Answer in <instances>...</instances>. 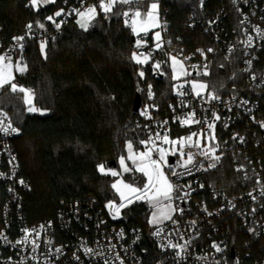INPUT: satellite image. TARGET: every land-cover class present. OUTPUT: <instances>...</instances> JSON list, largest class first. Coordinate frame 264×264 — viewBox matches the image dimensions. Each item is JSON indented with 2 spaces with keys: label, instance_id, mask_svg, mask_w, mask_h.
<instances>
[{
  "label": "built area",
  "instance_id": "2783aa9c",
  "mask_svg": "<svg viewBox=\"0 0 264 264\" xmlns=\"http://www.w3.org/2000/svg\"><path fill=\"white\" fill-rule=\"evenodd\" d=\"M178 1L161 0L160 4L168 6ZM77 3V6L72 5L69 10L79 8L80 1ZM94 3L97 2L86 0L85 7ZM168 11L161 9L159 12L162 49L153 51L150 62L170 64L167 54L174 55L183 61L186 70L191 73L184 80H205L209 75L197 76V73L208 71L210 74L214 59L224 56L231 58L239 67L243 84L236 85L231 94L215 93L219 99L208 98V93L214 92L209 87L206 94L196 96L187 83L181 90L185 95L181 96L174 85V100L166 108L155 104L141 105L135 125L144 134V139L148 138L149 132L154 134L160 131L163 134L164 129L169 131L173 139L202 130V137L193 138L194 141L199 139L200 149L190 150L198 152L215 148V155L220 156L216 167L224 157H229L240 183L232 193L220 189L206 192L205 182L201 178L209 161L197 155L196 160L203 161L204 168H193L190 175L171 178L181 186L180 195L188 193L182 200H173L176 209L173 220L177 223L173 224L169 220L152 227L148 239L140 227L119 225L105 209L89 203L83 207L78 202L61 204L55 219L31 221L24 200L31 185L23 175L14 143L19 130L15 133L9 130V134L0 131V232L11 241L6 243L0 238V264H103L105 258L108 264H120V260H123V264H214L215 261L220 264H236L237 261L239 264H264V195H261L264 192V127L261 126L264 124V116L261 113L260 98L256 96V92L264 89V39L255 30L257 27L264 30V0H236L235 4L232 0H195L188 15L187 30L202 29L209 43L192 49L185 44L184 33L171 31ZM245 17L247 21L241 24ZM248 36L253 37L251 46L242 43ZM137 38L135 36V41ZM146 39V45L140 49L135 47L134 41L133 51L147 53L154 49L156 42L153 34ZM19 43L24 45L22 49L13 39L11 46L2 54L10 55L13 63L17 62L18 55L25 50L26 38ZM209 48L213 51L208 52ZM198 49L203 50L204 55ZM248 61H251L250 65ZM192 65L197 67L193 68ZM204 65H207V69ZM15 74L13 82L31 89L33 93L31 87L24 85L21 74ZM145 109L147 115H142ZM193 111L195 119L201 123L181 126L176 118H184ZM0 113L6 114L0 116V128L8 127L11 123V127L17 129L9 113ZM213 113L219 119H215ZM164 121L168 123L162 129L160 125ZM208 123H213L214 129L209 130ZM177 130L185 132L176 134ZM210 136L215 139H210ZM163 147L168 148L169 145ZM187 151L189 149L186 147ZM174 158L177 160L179 157ZM180 209L184 211L181 213ZM193 221L195 224H192ZM157 227L163 230L160 236L152 234ZM24 229L30 230L28 243L13 246L15 241L25 235ZM32 229L36 232H32ZM121 230L123 238L118 235ZM33 240L39 245L34 252ZM169 241L173 244L191 241L186 252L182 253L183 259L177 256L180 249L162 247ZM213 243L223 251L216 252L211 247ZM112 245L115 247L109 251ZM57 248L61 249L60 253H56ZM85 248L103 255L86 253ZM117 254L120 259H115Z\"/></svg>",
  "mask_w": 264,
  "mask_h": 264
},
{
  "label": "trees",
  "instance_id": "16d2710c",
  "mask_svg": "<svg viewBox=\"0 0 264 264\" xmlns=\"http://www.w3.org/2000/svg\"><path fill=\"white\" fill-rule=\"evenodd\" d=\"M77 1L80 0H56L37 11L29 6V0H0V55L11 46L14 37L26 38L25 50L17 61L26 63L28 70L20 78L33 89L36 107L44 111L30 113L21 99L22 93H11L8 86L0 89V111L9 113L19 130L14 143L23 175L31 185L24 195L31 221L55 219L61 204L78 202L83 207L89 203L105 209L107 202L117 199L111 187L115 177L100 173L97 165L103 163L109 168L115 161L118 168V159L126 155L128 141L136 150L143 149L139 141L144 134L135 125L137 113L133 111L138 96L142 106L166 108L174 100L170 64L153 71L152 62L142 65L131 60L134 34L119 15L110 14L105 19L100 13L87 31L81 29L77 17L67 15ZM194 4L195 0L160 4V10H169L171 31L184 33L189 49L209 43L202 29L187 30ZM61 8L65 14L55 19L64 23L57 33L46 17ZM126 9L118 4L113 12ZM38 21L44 23L43 29L37 26ZM29 23L33 25L30 32L26 28ZM41 42L45 43L44 53ZM141 70L143 77L138 75ZM205 80L216 94H231L236 85L243 84V75L231 58L219 56ZM149 85L152 98L148 97ZM256 96L264 116V89ZM182 132L185 131L177 130L176 134ZM133 176L140 174L123 175L128 181ZM201 180L206 192L220 189L232 193L240 183L227 156L218 167L203 173ZM122 213L123 218L117 223L127 228L140 227L148 239L152 231L148 206L138 201Z\"/></svg>",
  "mask_w": 264,
  "mask_h": 264
},
{
  "label": "snow or ice",
  "instance_id": "6c2138e0",
  "mask_svg": "<svg viewBox=\"0 0 264 264\" xmlns=\"http://www.w3.org/2000/svg\"><path fill=\"white\" fill-rule=\"evenodd\" d=\"M56 0H29V6L39 10L40 7L48 4H54ZM67 0H65V3ZM86 0H80L79 8H72L69 10L68 15L75 14L78 19L76 23L79 27L85 31L88 30L90 26H92V22L96 20V18L103 13L105 19L110 17V14H116L124 18V23L127 27H129L133 34H135L138 38L135 41V47L140 49L144 47L147 43L148 34L155 28L160 26L158 8L159 4L156 0H97V3L85 7ZM233 4L236 3V0H232ZM127 6L126 10H121L119 12L114 13L113 10L116 5ZM147 5V7H145ZM99 9V12L97 11ZM65 14V10L63 8L59 9L54 13V15L47 16L46 20L50 21L55 25L57 29L61 27L64 21L57 22L56 17H60ZM247 21V17L241 21V24ZM37 26L40 29L45 27L44 23L37 22ZM33 25L29 23L26 25V28L31 31ZM255 27V26H253ZM257 35L264 39V30L260 28H255ZM143 34V35H141ZM154 40L156 41L155 47L152 50H149L147 53L145 52H137L133 51L130 59L135 61L137 64H147L149 60L152 58L153 51L162 49L161 41V33L156 31L153 33ZM14 40L18 42L19 47L22 49L24 45L19 43L25 39L24 36L14 37ZM253 41L252 36H248L246 41H242L245 46H251ZM169 43H171L169 41ZM41 52L44 53L45 43L41 42L40 44ZM201 55H204L203 50L198 49ZM208 52H212L213 49L209 48ZM231 52L232 49L230 48ZM169 55V59L171 60V68L172 75L171 78L173 80H179L182 76H190L183 61L179 60L177 56ZM46 58V57H45ZM185 59H190V57H186ZM249 65L251 61L247 62ZM193 68H196V65H192ZM205 69H207V65H204ZM220 67H224L221 65ZM153 71H157L161 68V62L157 61L152 65ZM28 70V66L26 63H22L21 61H17L13 63L10 55H0V89H4L5 86L10 88L11 93H22L23 96L21 99L23 103L28 105V112H40L41 109L36 108L33 104V93L31 89H27L17 83H14L15 75L14 73L18 72L20 74L26 73ZM163 74V73H160ZM138 75L143 77L145 75L144 71L141 70ZM209 75L208 71H204L203 73H197V76ZM255 79V77H252ZM191 85V91L195 93L196 96H201L203 91H206L208 88V84L206 82H200L195 79L192 81H185ZM178 89V95H185L184 91H181L184 88V84H179L175 86ZM154 93L151 91V85L148 86V97L152 98ZM209 99H219L218 95L215 92L208 93ZM246 103V102H245ZM43 114V113H42ZM142 115H147V110L141 113ZM5 113H0V116H5ZM215 119H219L215 113H213ZM181 126H190L193 123L199 124L201 121L195 119V112H190L186 114L184 118L177 117L176 118ZM168 121H164L160 127L164 129V125H166ZM264 127V124L261 125ZM208 129H214L213 123H208ZM9 130L13 133L17 132L18 129L12 128L11 123H9L8 127L0 128V131H3L5 134H9ZM204 135L201 130L198 132H190L189 135L177 138H170L169 131L164 129L163 134L160 131L156 133L149 132L147 139H142L139 141L140 145H143V150H134L133 142H127V157L120 156L119 157V165L122 171L118 172L111 168L106 169L103 163L98 164L97 168L100 173L104 175H111L112 177H122L124 173H140V176L133 178L130 181H125L123 178L116 180L111 184V187L115 189V191L119 194V202L110 201L107 205L110 212L113 213V219L119 217L122 209L127 208L128 206L138 202L144 201L146 202L151 209H153L151 213V219L148 221L149 224L159 225L163 223L165 220H172L173 224H176L177 221L173 220L172 213L176 211L173 206L174 199H184V196H187L188 193H184V195H180L181 186L176 184L171 179L172 177L180 178L184 175H190L193 171V168L196 170H200L204 168V162L200 160H196V156H203L206 160H208L207 168L204 170L215 168L217 163L220 160V156L215 155V148H208L207 150H200L198 152H193L190 149L196 148L200 149V141L199 139L193 140L194 137ZM210 139H215L214 136H210ZM160 143H157V142ZM163 145H169L168 148L163 147ZM188 148L189 151L185 152V148ZM178 156L179 158L173 162H170L169 156ZM126 161L132 162V167H130ZM167 169V171H166ZM178 169H183V171H178ZM2 175V174H0ZM21 184L24 183L23 180L20 181ZM203 187V185H201ZM251 195V193H249ZM264 195V192L261 193ZM255 199V197H253ZM181 213L184 211L180 209ZM255 211V209H253ZM211 215V213H209ZM195 224V221L192 222ZM43 229V225L40 226ZM25 235L20 239L15 241L16 245H22L28 243V234L29 229L23 230ZM32 232H36L35 229L31 230ZM163 230L159 227L156 228V231L152 234L154 236H160ZM249 231H254V229H249ZM39 236V232L36 233ZM121 238H123L124 233L123 230L118 234ZM0 238H3L6 243H11L8 240L7 236H5L2 232H0ZM182 238V237H181ZM135 242V241H134ZM50 243V242H49ZM191 241H185L184 244H173L171 241L167 245H162V247H171L178 248L180 251L177 252V256L183 259L182 253L186 252L188 245H190ZM39 245L32 241V250L33 252L38 248ZM115 245H112L109 251L114 248ZM212 248L215 249L216 252H221V249L216 243H213ZM61 249L57 248L56 253H60ZM84 251L86 253L103 255V253H94V250L91 248H85ZM77 259H79L77 257ZM115 259H120L119 254L115 257ZM202 259H207V257H202ZM103 264H108L107 258L104 259ZM120 264H123V260H120ZM214 264H220L219 261H215ZM236 264H239L237 261Z\"/></svg>",
  "mask_w": 264,
  "mask_h": 264
},
{
  "label": "rangeland",
  "instance_id": "374dc122",
  "mask_svg": "<svg viewBox=\"0 0 264 264\" xmlns=\"http://www.w3.org/2000/svg\"><path fill=\"white\" fill-rule=\"evenodd\" d=\"M158 4H159V8H158V14H159V12H160V3L158 2V1H156ZM78 19V17L76 18V20ZM159 21H160V26H161V20H160V15H159ZM160 26L159 27H157V28H155V29H153L148 35H150V34H153L154 32H156V31H159L160 32ZM141 35H143V34H141ZM134 36H136L135 34H134ZM154 38V37H153ZM156 42V41H155ZM178 58V57H177ZM179 59V58H178ZM180 60V59H179ZM135 62V61H134ZM149 62H150V60H149ZM136 63V62H135ZM137 64V63H136ZM142 65H145V64H142ZM170 71H171V75H172V68H171V60H170ZM14 75H15V78H16V74L14 73ZM184 76H182L179 80H174V82H175V86L176 85H179V84H184V86L185 85H187V83H185V81L186 80H184ZM197 81H200V82H206V80H197ZM207 83V82H206ZM191 86V85H190ZM206 92H207V90L206 91H203L202 92V94L201 95H203V94H206ZM33 104H34V106L36 107V105H35V103H34V98H33ZM27 107H29L28 105H27ZM37 108V107H36ZM30 113H39V114H44V111H40V112H30ZM126 145H127V143H126ZM133 146H134V144H133ZM125 150H126V155H125V157H127V147L125 146ZM127 162V164H129V161H126ZM106 168V167H105ZM110 168V167H109ZM109 168H106V169H109ZM111 169H113V170H116V171H118V172H120V171H122V169L120 168V165H119V159H118V168H116V169H114V168H111ZM166 171H167V169H166ZM138 174H140V173H138ZM124 175V174H123ZM121 178H123L125 181H128V180H126L123 176L122 177H115V180L113 181V182H115L116 180H118V179H121ZM112 182V183H113ZM113 189V188H112ZM113 191H114V193L116 194V196H117V199H114V200H110V201H115V202H119V194L115 191V189H113ZM109 201V202H110ZM109 202H107V204L105 205V210L108 212V214L110 215V217H111V219L113 220V221H119V220H121L122 218H123V213H122V210H121V212H120V215H119V217H117L116 219H113V213L112 212H110V210H109V208L107 207V205H108V203ZM139 202H143V203H145L146 204V206H148V210H149V214H148V221L151 219V213H152V211H153V209H151L150 207H149V205L146 203V202H144V201H139ZM173 206H174V201H173ZM149 223V222H148ZM150 226H152V227H154V226H158V225H152V224H149ZM160 225V224H159Z\"/></svg>",
  "mask_w": 264,
  "mask_h": 264
},
{
  "label": "water",
  "instance_id": "95a60500",
  "mask_svg": "<svg viewBox=\"0 0 264 264\" xmlns=\"http://www.w3.org/2000/svg\"><path fill=\"white\" fill-rule=\"evenodd\" d=\"M134 41H135V36H132V42L134 43ZM140 106H141V98L138 96V97L136 98V100H135L134 107H133V111H134L135 113H137L138 110H139V108H140ZM169 161H170V162L175 161L174 156H171V155H170V159H169ZM109 167H114V169H116V167H117L116 162L113 161V162L109 165Z\"/></svg>",
  "mask_w": 264,
  "mask_h": 264
},
{
  "label": "crops",
  "instance_id": "0c3cea01",
  "mask_svg": "<svg viewBox=\"0 0 264 264\" xmlns=\"http://www.w3.org/2000/svg\"><path fill=\"white\" fill-rule=\"evenodd\" d=\"M45 6V5H44ZM134 150H136L135 148H134ZM141 150H143V149H141ZM139 151V150H138ZM127 155H128V152H127ZM130 167H132V162L131 161H129V164H128ZM124 174H126V173H124ZM174 216V212L172 213V217ZM167 221H169V220H165V221H163V223H166ZM163 223H161V224H163Z\"/></svg>",
  "mask_w": 264,
  "mask_h": 264
}]
</instances>
